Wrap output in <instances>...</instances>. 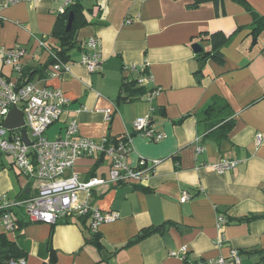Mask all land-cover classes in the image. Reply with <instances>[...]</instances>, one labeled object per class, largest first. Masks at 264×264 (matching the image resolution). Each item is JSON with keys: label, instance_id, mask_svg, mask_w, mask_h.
<instances>
[{"label": "crops", "instance_id": "obj_1", "mask_svg": "<svg viewBox=\"0 0 264 264\" xmlns=\"http://www.w3.org/2000/svg\"><path fill=\"white\" fill-rule=\"evenodd\" d=\"M79 1L90 23L77 32V46L67 53L68 69L45 81L39 80L40 73L32 77L39 85L61 90L68 99L45 136L53 139L65 134L67 123L75 119L77 135L96 141L133 134L130 165L139 159L148 165L154 160L158 163L141 183L105 185L93 191L95 205L118 213L115 221L97 228L101 247L85 242L82 220L76 216L66 223L60 219L53 227L27 222L9 232L0 223V233L25 249V264H42L51 257L44 248L49 236L53 264H185V258L198 264L225 255L230 248L241 252L242 264H263L262 255L249 252L264 255V218L235 219L264 213V31L253 37L252 13L232 0L197 7L190 6L193 0ZM245 1L264 16V0ZM4 3L0 0V45L25 48L24 68L30 73L48 64L50 50L59 48L52 36L59 4L54 0ZM205 32L230 37L221 48L222 63L201 61L196 55L210 48ZM89 37L97 40L101 55L95 72L79 62ZM40 40L48 49L38 44ZM194 44L202 50L195 51ZM144 63L151 75L148 88L159 90L150 99L136 98L134 83L122 89L136 74L123 71V65ZM199 69L202 76L197 79L194 73ZM3 71L10 74L8 68ZM119 95L127 98L119 99ZM216 96L228 103L232 113L226 136L208 133L200 121ZM142 116H149L153 128L164 132L165 138L155 142L135 134L134 120ZM257 135L261 136L258 144ZM197 138L204 148L199 154L195 152ZM221 159L238 163L222 174L205 167ZM94 162L79 158L71 170L84 180ZM107 170L108 160L95 175L104 176ZM14 179L18 191L10 196ZM23 186L16 169L7 168L0 157V195L15 197ZM184 190L189 198L181 202ZM217 214L228 219L220 247L215 245L220 234ZM168 221L172 223L164 225L162 232L127 244L141 229Z\"/></svg>", "mask_w": 264, "mask_h": 264}, {"label": "built area", "instance_id": "obj_2", "mask_svg": "<svg viewBox=\"0 0 264 264\" xmlns=\"http://www.w3.org/2000/svg\"><path fill=\"white\" fill-rule=\"evenodd\" d=\"M18 1L21 0H6L4 5ZM54 1L59 4L57 13H62L74 0ZM1 6L0 4V9ZM1 21L0 15V24ZM38 44L48 49L43 40ZM97 46L94 37H89L84 42V51L79 62L89 72L96 71L101 62ZM26 54L25 48L21 46L10 48L0 45V155L11 157L12 166L19 175L26 178L24 185L28 182L32 184L28 197L0 195V223L4 231H12L17 220L52 225L60 219L67 220L73 216H81L88 219L89 230L96 233L99 225L115 221L118 213L115 210H102L95 205L92 200L93 191L105 185L141 183L149 177L158 160L148 165L144 159H139L136 165H130L127 158L132 151L131 137L127 136L126 141L113 144L107 143L106 136L98 141L89 139L77 135L78 125L75 119L67 123L65 134L48 139L45 132L52 123L59 120L68 99L57 88L39 85L21 77ZM145 65H124L123 71L136 73V84L145 85L151 80L150 75L141 74ZM68 67V63L58 62L51 66L47 77L41 80L59 76ZM3 68H8L12 76L5 73ZM158 91V88H153L141 97L150 99ZM14 107L22 112L24 123L18 128L7 129L4 121ZM105 119H110L109 109L105 111ZM149 119V116L137 117L134 120V130L150 141H161L165 138V133L154 129ZM21 128L25 129L27 143L21 136ZM198 140L197 138L195 145L197 154L204 149L198 144ZM260 141L261 136L257 135L256 143ZM102 153L109 159L106 175H95L81 180L78 174L71 170L79 158L97 159ZM237 163L236 160L221 159L207 163L205 167L222 174L234 168ZM188 198L189 194L184 190L179 200L184 202ZM226 223L227 220L223 215H216V228L220 231L215 240V245L218 247L225 241L223 228ZM184 250L185 248H182L180 254H183ZM3 264H25V260L10 259ZM198 264H241V254L238 249L230 248L227 254Z\"/></svg>", "mask_w": 264, "mask_h": 264}, {"label": "trees", "instance_id": "obj_3", "mask_svg": "<svg viewBox=\"0 0 264 264\" xmlns=\"http://www.w3.org/2000/svg\"><path fill=\"white\" fill-rule=\"evenodd\" d=\"M222 0H193L191 3V7H197L202 3L205 2H212L215 5H218ZM239 5H241L243 8L246 10L250 11L252 13L253 21L250 25L251 29V34L253 35L254 38H256L260 33L264 31V16L259 15L256 11H254L245 0H232ZM73 14V19L71 23V27L69 30H66V24L68 21V15L69 13ZM87 13H84V8L83 5L80 3L79 0H74L62 13H58L57 19L55 21L53 30H52V36L56 38L59 42V48L57 49H51L50 50V57H49V62L48 64H45L39 68H37L34 71L28 72L24 66L21 71V77L26 78L28 81H32V77L36 73L39 74V80L44 79L47 77L48 71H46V67L53 62L58 61L61 63H68V51L72 49L73 47L77 46V32L79 29L82 27L88 25L90 23L89 18L87 17ZM204 34L208 35V40L210 41V48L208 50H202L201 52H198L196 55L198 56L199 60L205 61L208 59H212L216 61L217 63H222L223 62V55L221 52V48L230 40V37L225 36L223 33L220 32H214L208 34L205 32ZM87 40V39H86ZM85 40V41H86ZM84 41V42H85ZM84 49V46H83ZM144 72L141 74H148L150 75L148 70H147V65L143 68ZM195 76L197 79H200L202 76V71L199 69L195 73ZM135 76L134 75V80L131 82H126L123 84L122 89H129L133 87V83L137 86L136 91H138V96L136 98H140L141 96L145 95L149 90H152L153 88H148V83L145 85H137L135 82ZM151 76V75H150ZM157 88V87H154ZM119 99H126L127 97H118ZM183 118H180L177 122L183 121ZM150 124H152L151 119ZM201 123L204 125L205 130L209 133H212L217 136H226L227 131L230 129L233 120H232V113L230 110V107L228 103L216 96L213 97L211 103L204 109L203 111V117L200 120ZM137 132L135 131V134ZM138 134V133H137ZM129 137H132L133 134L127 135ZM127 136H122L120 138H112V137H107V143L108 144H113L118 141H126ZM106 160H108L109 164V159L106 155L103 153L98 155L97 159H95V162L93 166L91 167L90 172L86 175V179L95 176L96 169ZM12 165V164H11ZM15 169V168H14ZM17 175L19 176L18 171L16 170ZM84 179V180H86ZM32 184L31 183H26L23 187L22 190L17 194L18 197H28L30 194V188ZM27 188V192H25V189ZM15 196V197H17ZM222 215V214H221ZM79 217L82 220V226H83V235L85 237V242L86 243H91L96 245L97 247H101V243L99 241V236L96 233H92L89 228H88V222L86 224L87 218L81 217V216H76ZM258 218H264V213L262 214H254L251 216H243V217H238L235 218L237 221H251L254 219ZM227 219V218H225ZM228 220V219H227ZM65 223L68 221L63 220ZM27 222H32L30 220H17L16 221V226L13 228L12 231L15 230H20L19 227H23ZM58 222V221H57ZM56 222V223H57ZM55 223V224H56ZM171 224L172 222H165L160 225L156 226H150L147 228L141 229L132 239L128 241L127 244H132L136 243L150 235H153L158 232H162L164 230V225L166 224ZM54 224L51 225L53 227ZM19 228V229H18ZM4 232H9V231H4ZM52 233V228L50 231V234ZM44 248L47 252H49V257H51L47 261H43L42 264H53L54 259L52 258L53 254V248L50 244V236L49 239L45 242ZM241 254V252H240ZM250 255H262L260 259V263L264 264V255L262 254V251H250ZM26 256V251L25 249L21 248L19 242L17 240L15 241H10L6 238L5 233H0V264H3L7 262L10 259H18ZM185 264H196V261H187V259H184ZM242 264V262H241Z\"/></svg>", "mask_w": 264, "mask_h": 264}, {"label": "water", "instance_id": "obj_4", "mask_svg": "<svg viewBox=\"0 0 264 264\" xmlns=\"http://www.w3.org/2000/svg\"><path fill=\"white\" fill-rule=\"evenodd\" d=\"M72 19H73V14L70 12L69 15H68V21H67V24H66V30H69L70 27H71V23H72ZM255 42V40H254ZM193 49L195 51H201L202 50V47L199 46L198 44H194L193 45ZM4 126L7 128V129H14V128H18L20 126H23V117H22V112L14 107L12 108L5 121H4ZM20 132H21V136L23 138V140L27 143V135H26V132H25V129L24 128H21L20 129ZM27 188L25 189V192H27Z\"/></svg>", "mask_w": 264, "mask_h": 264}, {"label": "rangeland", "instance_id": "obj_5", "mask_svg": "<svg viewBox=\"0 0 264 264\" xmlns=\"http://www.w3.org/2000/svg\"><path fill=\"white\" fill-rule=\"evenodd\" d=\"M98 47V46H97ZM101 56V55H100ZM56 63H58V61H56L55 60V62H53L52 63V66L54 65V64H56ZM101 63V62H100ZM144 64H146V63H144ZM100 66V65H99ZM123 67H124V65H123ZM123 67H122V69H123ZM98 70V69H97ZM96 70V71H97ZM95 72V71H94ZM22 117H23V115H22ZM23 123H24V121H23ZM0 157H1V160H3L4 161V163H5V166L7 167V168H10V165L12 164V159H11V157L10 156H5V155H0ZM10 171H11V169H10ZM13 173V172H12ZM13 177H14V175H13ZM26 182V178L24 177V176H21V175H19V184H24ZM18 191V183H17V180L16 179H14V182H13V190L12 191H10V193H9V195L11 196V195H13V194H15L16 192Z\"/></svg>", "mask_w": 264, "mask_h": 264}]
</instances>
